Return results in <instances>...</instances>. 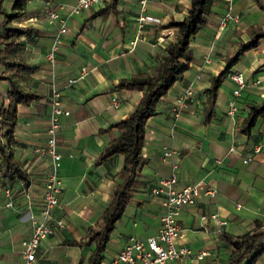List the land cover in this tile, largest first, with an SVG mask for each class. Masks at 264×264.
<instances>
[{
	"label": "crops",
	"instance_id": "1",
	"mask_svg": "<svg viewBox=\"0 0 264 264\" xmlns=\"http://www.w3.org/2000/svg\"><path fill=\"white\" fill-rule=\"evenodd\" d=\"M73 1L52 0L62 15L68 14ZM108 1L68 14L53 63L46 53L58 22L48 16L43 1L26 0L22 14L13 19L32 27L28 35L16 37L19 44L14 53L29 65L18 72L19 80L38 95L17 104L10 140L28 182L0 175V264L22 262L21 240L32 228L28 212L37 213L42 205L43 183L51 161L48 154L38 153L35 147L45 143L51 85H62L68 76L78 74L81 65L87 68L85 74L62 87L61 104L69 112L60 116L57 128L61 153L57 171L62 187L54 213L64 224L55 225L40 239L32 264H88L94 242L79 244L70 239H84L88 226L100 224L101 214L121 179L117 172L123 154L116 152L101 161L96 158L106 142L119 133L114 123L129 114L141 93L138 88L121 87L117 82L136 71H149L156 64L167 41L173 39L174 27L168 22L182 18L190 4V0H146L141 9L139 0H117L99 11ZM12 2L0 0V8L10 9ZM227 8L238 18L220 27V16ZM141 13L156 18L140 21ZM2 19L0 11V22ZM260 29L264 30V7L257 0L212 1L205 21L190 38L189 66L159 96L155 110L146 119L141 147L144 160L137 166L129 200L114 222L99 264H112L129 235L145 237L156 232L163 207L161 195L151 187L173 170L178 185L201 179L215 191L201 193L194 203L182 205L177 216L183 226L181 241L191 247L192 253L156 264H222L230 245L221 233H242L252 227L255 218L264 222V114L248 131L243 130L248 104L264 97V35L228 66V70L241 71L247 81L234 97L236 112L227 111L234 82L225 71L211 114L206 117V87L211 76L226 66L232 51ZM3 67L0 64V70ZM256 78L258 81L253 82ZM188 84L192 85L193 97L174 119L171 104ZM8 89V80L0 78V103L5 102ZM258 142L261 146L255 151ZM169 146L178 149L176 156L163 154ZM173 158L177 160L174 169ZM5 187H9V195ZM9 196L12 204L6 205ZM210 212L216 217H200ZM202 249L206 253L197 257L196 252ZM252 264H264V249Z\"/></svg>",
	"mask_w": 264,
	"mask_h": 264
},
{
	"label": "trees",
	"instance_id": "2",
	"mask_svg": "<svg viewBox=\"0 0 264 264\" xmlns=\"http://www.w3.org/2000/svg\"><path fill=\"white\" fill-rule=\"evenodd\" d=\"M117 0H109L108 5L99 9L104 11ZM213 0H190L186 14L182 18L170 19L168 25L174 27L173 39L167 41L156 64L149 70H139L129 76L120 77L117 85L135 87L141 93L129 114L114 124L120 131L112 136L100 150L96 160L101 161L109 155L121 152L123 163L118 170L121 179L115 184L113 196L104 208L99 225H90L86 229L84 239H70L73 243L94 242L88 255V264H99L102 251L109 238L115 220L121 215L128 202L132 185L137 175V166L144 160L141 153L145 135V123L148 116L155 110L156 100L164 94L178 76L189 66L192 58L189 41L196 33L201 23L206 19V13ZM26 0H13L11 8H0L3 19L0 22V78L9 82L5 102L0 103V175L12 180L23 179L28 182V174L21 161L14 155L10 140L16 120L17 104L28 102L38 95V92L26 88L18 78L20 69L29 68L28 63L14 52L19 44L17 36L28 35L32 29L29 25L13 22L18 18L25 6ZM264 7V0H257ZM264 35V30L253 32L250 39L242 42L232 54L226 66L217 74L211 76L210 84L206 87V117L211 114L217 88L222 75L228 71L229 64L239 54L258 42V37ZM264 114V97L257 102H250L244 117V131H248L256 118ZM221 238L230 245L228 256L222 264H252L257 255L264 249V222L255 218L252 227L242 233L223 231Z\"/></svg>",
	"mask_w": 264,
	"mask_h": 264
},
{
	"label": "built area",
	"instance_id": "3",
	"mask_svg": "<svg viewBox=\"0 0 264 264\" xmlns=\"http://www.w3.org/2000/svg\"><path fill=\"white\" fill-rule=\"evenodd\" d=\"M44 9L48 16L58 22L53 40L46 53V57L50 62H54L55 50L60 41V33L66 29V19L68 14L79 12L82 8H88L93 5L103 4L105 0H74L70 6L68 14L62 15L52 0H42ZM146 0H139L141 9L144 8ZM145 18H156L147 14L141 13L139 20ZM238 14L227 8L219 19V26L223 27L229 19H237ZM87 68L85 65L79 67L78 74L70 75L66 78L62 85L52 83L50 88V103L51 109L48 114L45 125V143L37 145L35 150L38 153H46L50 157L51 169L43 183L42 205L37 213L28 212L31 221L30 234L21 240L20 253L22 262L20 264H32L36 257V248L40 239L52 232L55 225H63L64 221L54 213L55 207L58 205V195L62 187V178L58 174L57 168L60 161L61 153L57 148V128L60 124V116L67 114L69 109L62 106L61 96L62 87L73 83L78 77H82ZM228 75L234 82L232 87V97L227 101L228 113L234 114L237 109L235 96L240 93L242 87L246 84L245 75L239 70H228ZM256 78L253 82H257ZM193 97V88L191 84L186 85L175 97L171 104V112L173 118L176 119L182 110L189 105V101ZM115 102V101H114ZM261 146L258 142L254 145V150L257 151ZM164 155L176 156L178 149L169 146L163 149ZM246 158H244L245 160ZM264 161V160H263ZM172 168L177 166V160L172 159ZM21 183L24 182L20 179ZM176 172L173 170L169 175L160 177L151 190L161 195V204L163 210L160 214V224L156 232L145 237L129 235L123 246L115 253L112 258V264L121 262L123 264H156L167 259H181L189 256L192 253L191 247L181 241L183 236V226L178 220L180 208L184 204L194 203L201 193H213L214 187L206 185L201 179L192 182H187L178 185ZM9 187H5V192L9 195ZM6 205L12 204V198L9 196ZM216 217L215 212L202 213L200 217ZM220 222L225 223L226 219H220ZM206 253L205 249L196 252L197 257H201ZM110 264V263H109Z\"/></svg>",
	"mask_w": 264,
	"mask_h": 264
},
{
	"label": "rangeland",
	"instance_id": "4",
	"mask_svg": "<svg viewBox=\"0 0 264 264\" xmlns=\"http://www.w3.org/2000/svg\"><path fill=\"white\" fill-rule=\"evenodd\" d=\"M232 53H234V51H232ZM227 79V78H226Z\"/></svg>",
	"mask_w": 264,
	"mask_h": 264
}]
</instances>
